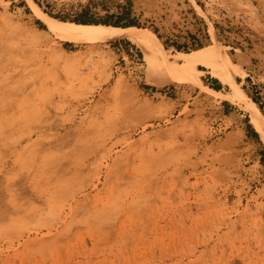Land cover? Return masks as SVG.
I'll use <instances>...</instances> for the list:
<instances>
[{
  "label": "rangeland",
  "instance_id": "rangeland-1",
  "mask_svg": "<svg viewBox=\"0 0 264 264\" xmlns=\"http://www.w3.org/2000/svg\"><path fill=\"white\" fill-rule=\"evenodd\" d=\"M82 14L218 48L241 99L49 31ZM0 264H264V0H0Z\"/></svg>",
  "mask_w": 264,
  "mask_h": 264
},
{
  "label": "bare ground",
  "instance_id": "bare-ground-1",
  "mask_svg": "<svg viewBox=\"0 0 264 264\" xmlns=\"http://www.w3.org/2000/svg\"><path fill=\"white\" fill-rule=\"evenodd\" d=\"M47 25L53 35L69 41L127 38L142 49L145 60L149 64H154L155 61L162 60L165 68H173L174 63L177 61V58H172L163 53L154 42L145 37L136 27L122 29L109 26L76 25L63 23L54 19H47ZM213 48L196 51L190 55L182 54L181 56L184 62L179 68L173 69L178 70L177 72L181 73L184 77H188L196 72L198 66L205 65L213 70L215 77H220L225 83L233 86L234 95L241 99L240 92L235 88V80L228 74L231 63L229 57L227 55L225 56L218 48ZM246 107L251 114V123L256 129L262 130L257 110L250 106L249 103Z\"/></svg>",
  "mask_w": 264,
  "mask_h": 264
},
{
  "label": "trees",
  "instance_id": "trees-1",
  "mask_svg": "<svg viewBox=\"0 0 264 264\" xmlns=\"http://www.w3.org/2000/svg\"><path fill=\"white\" fill-rule=\"evenodd\" d=\"M55 19H58L60 21H63V22H70V23H75V24H78V25H105V26H113L115 28H130V27H137L138 25L133 22V21H129L128 23H122V19H120L117 23H114V24H110L108 23L107 21H102V22H99V21H95L91 18L88 17L87 14H82L80 15V17H78L77 19H73V20H68L67 18H62V17H54ZM155 41V39H154ZM157 44L158 41H156ZM214 89L215 90H221V84L219 83V81L217 80H214ZM251 128V126H250ZM256 137L258 135H255Z\"/></svg>",
  "mask_w": 264,
  "mask_h": 264
}]
</instances>
